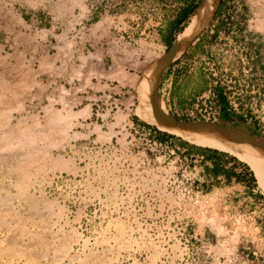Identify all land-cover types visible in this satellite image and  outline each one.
<instances>
[{"label": "rangeland", "instance_id": "rangeland-1", "mask_svg": "<svg viewBox=\"0 0 264 264\" xmlns=\"http://www.w3.org/2000/svg\"><path fill=\"white\" fill-rule=\"evenodd\" d=\"M78 2L0 0V264H264L247 223L225 221L226 181L195 180L194 154L220 151L264 195L250 164L141 119L152 53L90 40L68 12ZM178 59L200 111L168 113L264 142V0H219Z\"/></svg>", "mask_w": 264, "mask_h": 264}, {"label": "crops", "instance_id": "crops-1", "mask_svg": "<svg viewBox=\"0 0 264 264\" xmlns=\"http://www.w3.org/2000/svg\"><path fill=\"white\" fill-rule=\"evenodd\" d=\"M196 2L197 0H79L68 12L75 21L74 27L88 32L90 40L103 36L111 51L152 53L150 60H156L159 56L154 53L164 52L168 44L173 42L190 15L187 11ZM141 56L144 55L138 54V57ZM135 60L138 62L139 58ZM182 68L186 66H183L182 59H178L171 62L161 74L162 99L172 115H186L193 108L195 94L198 93V90L191 88L186 82L190 72ZM194 156V160L199 162L195 180L222 178V181H226L227 184L218 190H222L219 200L225 221H233L228 224L231 227H236L238 220L247 223V228H251V242L261 255L264 254V195L255 192L253 179L244 172L238 173L239 180L234 176L227 177L225 171L230 172L228 166L231 162L222 159L219 152L199 148ZM215 164L222 170L213 173ZM243 227L245 225L239 227L240 234H243Z\"/></svg>", "mask_w": 264, "mask_h": 264}, {"label": "bare ground", "instance_id": "bare-ground-1", "mask_svg": "<svg viewBox=\"0 0 264 264\" xmlns=\"http://www.w3.org/2000/svg\"><path fill=\"white\" fill-rule=\"evenodd\" d=\"M218 1L203 0L200 5L197 3L183 30L176 34L173 43H171L173 46L169 47L161 57L143 68L137 82L138 104L135 111L141 119L159 130L177 135L189 142L217 148L239 156L243 160L236 157L245 163L248 162V165L250 164L249 167L251 166L250 168L254 172L258 186L264 192V143L262 141L254 138L246 130L232 126L216 125L204 120H176L166 110L163 100L161 101L156 95L158 79L162 70L177 59L187 46L198 38L213 17Z\"/></svg>", "mask_w": 264, "mask_h": 264}, {"label": "trees", "instance_id": "trees-1", "mask_svg": "<svg viewBox=\"0 0 264 264\" xmlns=\"http://www.w3.org/2000/svg\"><path fill=\"white\" fill-rule=\"evenodd\" d=\"M196 4H197V2L193 4V7H192L189 11H187V13H191V12L193 11V9L195 8ZM216 30H217V28H216ZM179 31H180V30H179ZM172 40H173V39H172ZM170 45H171V43L168 44V47H170ZM216 93H218V97L220 98V100H221L222 103H223V102H224V96L222 95V93H220L219 91H216ZM227 114H228V113H227V111H226L225 108H224V111H223V116H224V117H223V118H226V115H227ZM174 116H176V115H174ZM176 117H177V116H176ZM238 118H239V117H238ZM143 124L146 125V126H149V125L146 124V123H143ZM223 124H225V125H230V126H233V127H239V128H242V129L245 128L242 124L237 123V122H228V123H227V121H226V122H223ZM154 129H155V130H158V129H156V128H154ZM158 133H159V138H160V139H163L164 135L167 134V133L162 132V131H158ZM205 149H206V150H209V151H212V152H219V153H220V151H218V150H216V149H208V148H205ZM210 158H211V157H210ZM219 160H220V158H219ZM220 170H222V169H221V167L218 168V167H217V164H215L214 167H213V169H212L213 173H217V172H219ZM225 174H226L227 177H229V176H234L237 180L240 179V175H239L238 173H236V172H233V171H230V172L225 171Z\"/></svg>", "mask_w": 264, "mask_h": 264}, {"label": "built area", "instance_id": "built-area-1", "mask_svg": "<svg viewBox=\"0 0 264 264\" xmlns=\"http://www.w3.org/2000/svg\"><path fill=\"white\" fill-rule=\"evenodd\" d=\"M197 100H198V99H197ZM197 100L193 102V104H192V107H193V108L190 109L186 115H190V114L198 113V112L200 111V108H198V106H197Z\"/></svg>", "mask_w": 264, "mask_h": 264}, {"label": "water", "instance_id": "water-1", "mask_svg": "<svg viewBox=\"0 0 264 264\" xmlns=\"http://www.w3.org/2000/svg\"><path fill=\"white\" fill-rule=\"evenodd\" d=\"M202 1L203 0H201L198 4L200 5L201 3H202ZM173 43V42H172ZM173 46V44H171V46L170 47H172ZM176 119V118H175ZM177 120V119H176ZM215 124V123H214ZM216 125H218V124H216ZM233 127V126H232Z\"/></svg>", "mask_w": 264, "mask_h": 264}, {"label": "flooded vegetation", "instance_id": "flooded-vegetation-1", "mask_svg": "<svg viewBox=\"0 0 264 264\" xmlns=\"http://www.w3.org/2000/svg\"><path fill=\"white\" fill-rule=\"evenodd\" d=\"M252 135V134H251ZM253 136V135H252ZM254 137V136H253ZM255 138V137H254ZM264 143V142H263Z\"/></svg>", "mask_w": 264, "mask_h": 264}]
</instances>
